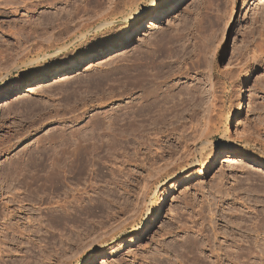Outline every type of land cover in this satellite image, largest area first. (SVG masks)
I'll use <instances>...</instances> for the list:
<instances>
[{"label": "rangeland", "instance_id": "rangeland-1", "mask_svg": "<svg viewBox=\"0 0 264 264\" xmlns=\"http://www.w3.org/2000/svg\"><path fill=\"white\" fill-rule=\"evenodd\" d=\"M72 1L0 13V98L31 86L0 106V264H264V144L234 130L202 175L208 132L242 92L239 117L264 129V0H190L112 49L185 0H100L70 21L91 31L81 46L19 68L15 52L37 57ZM75 145L92 163L64 170Z\"/></svg>", "mask_w": 264, "mask_h": 264}, {"label": "bare ground", "instance_id": "bare-ground-1", "mask_svg": "<svg viewBox=\"0 0 264 264\" xmlns=\"http://www.w3.org/2000/svg\"><path fill=\"white\" fill-rule=\"evenodd\" d=\"M63 1H65L66 3H68V4H73L74 2L72 1V0H0V4L2 3H4V5H5V7H1L2 6V4H1V6H0V8H2L3 9V11H0V13H2V14H4V13H7V14H10V12L12 11L11 9H14V10H17V8L18 7H16L15 6V4H18L19 5V3H21V4H25L26 6H24L23 5V7H31V6H33V7H38L39 5H50V6H52V5H57V3H61V2H63ZM84 1H86V3H83ZM83 2H82V4H76V6L75 5H72V7L70 8V9H66V10H64V13H65V11H66V14H64L63 13V15L62 16H60L59 17V15H57V16H54V18H52V19H50L49 20V24L52 26H54V24L53 23H56L55 21H58V23H56L57 24V26L60 28L59 30H58V33L56 34L57 35V37L56 36H52V35H49L48 33V35L50 36L48 39H47V41H46V44H45V46H44V48H42V50L41 51H39L40 50V46H41V44H40V46H39V49H38V52H35L36 53V55H37V57H35V58H31V57H29V55L32 53V51L33 50H30L29 48V45L28 46H23V48L24 49H22V47L20 48L19 47V49H20V51H18L17 50V52H15L16 54H15V56H18L17 58H15V56L13 57V59H15L16 61L17 60H20L21 61V63L22 64H19L18 66H19V68H20V66L21 65H25V66H29L30 65V63H33V62H36V63H40V61H42V60H46L47 59V57L49 58H55V57H58V55L60 54V53H64L66 50H69L68 48L70 47V46H77V45H80L81 46V44H82V42L84 41V39L86 38V37H88L87 36V33L89 32H83L82 30H83V27L81 26L80 28H78L79 30L78 31H76V32H73V30L72 31H70V27L71 26H73V24L71 23L70 24V21H72L73 22V18L76 16L75 14H77L78 12L80 13V12H86L88 9H90L91 7H101L100 5L102 4H100V0H84ZM94 2H96V3H94ZM188 2V4L190 3V0H185L184 2H178L176 5H173V6H167L166 8H164V9H162V10H160V11H158V12H154L153 14H151L150 15V17L149 18H143V19H141V20H138L137 22H136V24L135 25H133V29L131 30V31H129L128 33H127V35L125 36V38H123L124 40H122L121 42H118L117 44H115L114 46H112V47H110V48H107V49H112V48H114V47H116L117 45H119V44H122V43H125V42H129V41H131L132 39H133V37L134 36H136V34L137 33H139L140 31H141V29L144 27V26H146V25H148V24H153V23H155L156 21H158L159 19H161V18H163L164 16H166V15H169V14H171L172 12H174V11H177V10H181L183 7H185V3H187ZM187 4V5H188ZM11 5H14L12 8H11ZM17 5V6H18ZM91 5V6H90ZM103 5V4H102ZM10 7V8H6V7ZM2 9H0V10H2ZM8 9H10V11H6V10H8ZM27 9V8H26ZM33 9V8H32ZM107 9V8H106ZM30 11V9L28 8L27 9V11ZM94 10V9H93ZM93 10H91V12L93 11ZM32 11V10H31ZM13 13L15 12V11H12ZM88 12V11H87ZM90 12V13H91ZM113 12V11H112ZM109 14H110V12H108ZM28 14V13H27ZM87 14V13H86ZM92 14V13H91ZM15 15V14H14ZM23 15V14H22ZM65 15H67L66 16V18H65ZM74 15V16H73ZM81 15V14H80ZM107 15V14H106ZM79 16V15H78ZM103 16V15H102ZM105 16V15H104ZM24 18H26V17H24ZM92 18V17H91ZM99 18V17H98ZM23 19V18H22ZM29 19V18H28ZM75 20V19H74ZM36 21V20H35ZM40 21V20H39ZM48 21V20H47ZM46 21V22H47ZM3 22V21H2ZM24 22V21H23ZM26 22V21H25ZM41 22H43V21H41ZM94 23H95V21H93ZM1 23V22H0ZM9 23V25H10V27H11V24H16V22L15 21H10V22H8ZM3 24V23H2ZM2 24H0V25H2ZM24 24V23H23ZM23 24L20 26V23L19 24H17V25H19V27H22L21 29H20V32H21V30H23V29H25V28H27L28 26L26 25V23H25V25L27 26H25V27H23ZM29 24V23H28ZM33 24H34V22H33ZM36 24H38V23H36ZM71 26H70V25ZM75 24V23H74ZM77 24V23H76ZM91 24V23H90ZM8 25V26H9ZM15 26V27H13V28H16V27H18V26ZM29 25H31V24H29ZM45 26L44 27H46V29L48 28L47 26H46V24H44ZM48 25V24H47ZM49 25V27H51ZM110 25V23L109 22H105L103 25L101 24L100 26H96V28H97V30H101V29H105L107 26H109ZM14 26V25H13ZM38 26H40V24L38 25ZM76 26V25H75ZM79 26V25H78ZM34 27H36V26H34ZM34 27H32L31 26V28L30 29H28V30H26V31H24V35H23V33H20V34H22V35H20L19 34V36H21L22 38H25V39H28V37H29V35L32 33V34H34V32L36 31V28H34ZM55 27H56V25H55ZM4 29V28H3ZM8 29V28H7ZM19 29V28H18ZM39 29V28H38ZM86 29V28H85ZM84 29V31H86ZM95 29V28H94ZM10 30V29H9ZM9 30H8V32H9ZM40 30V29H39ZM48 30V29H47ZM93 30V29H92ZM2 31H4V30H2ZM7 32V31H6ZM17 32H18V30H17ZM37 32V31H36ZM45 32V31H44ZM48 32V31H47ZM70 32L72 33L73 32V34H70ZM91 32V31H90ZM90 32H89V34H90ZM10 33V32H9ZM41 33H43L42 31H41ZM51 33V32H50ZM53 33V32H52ZM46 34V33H45ZM36 35H39V34H36ZM48 35H47V37H48ZM55 35V34H54ZM90 35H92V34H90ZM2 36V35H1ZM1 36H0V39H1ZM31 36V35H30ZM20 37V38H21ZM33 37V36H32ZM38 37H40V36H38ZM45 36L43 35V38H44ZM2 38H4V37H2ZM18 39L20 42L22 41V39ZM5 39V38H4ZM25 39H23V40H25ZM31 39V38H30ZM41 40H43L42 38H40ZM1 40H3V39H1ZM6 40V39H5ZM9 40V39H8ZM88 40V39H87ZM7 41V40H6ZM5 41V42H6ZM18 41V42H19ZM40 41V40H39ZM5 42H3L4 43V45L6 46L7 44H5ZM85 42V41H84ZM14 43V42H13ZM12 42H11V44H13ZM17 43V42H16ZM28 43V42H27ZM43 43V42H42ZM2 44V43H1ZM10 44V45H11ZM19 44V43H18ZM21 44H22V42H21ZM33 44V43H32ZM85 44V43H84ZM3 45V44H2ZM2 45H0V47L2 46ZM10 45H8V46H10ZM14 45V44H13ZM31 45V44H30ZM35 45V44H34ZM33 45V46H34ZM37 45V44H36ZM35 45V46H36ZM43 45H44V43H43ZM34 46V47H35ZM3 47V46H2ZM14 47V46H13ZM29 47V48H28ZM43 47V46H42ZM11 48H12V45L10 46V49L9 50H11ZM2 49H7V48H5V47H3ZM13 49V48H12ZM33 49V48H32ZM35 49V48H34ZM30 50V51H29ZM3 51V50H2ZM8 51V50H7ZM7 51H5V52H7ZM12 51V50H11ZM70 51H71V49H70ZM99 50H96L95 52H92L91 54H88V55H86V56H84L83 55V57H81V58H79V61L78 62H84V61H86L87 59H89L90 57H92V55H94V54H96L97 52H98ZM4 52V53H5ZM14 52V51H13ZM44 52V53H43ZM4 53H2V54H4ZM8 53H9V51L6 53L7 55H8ZM67 53V52H66ZM11 54H12V52H11ZM10 54V55H11ZM14 54V53H13ZM65 54V53H64ZM0 56H3V55H1V52H0ZM9 56V55H8ZM8 56H6V57H8ZM12 56V55H11ZM11 56H9V57H11ZM5 57V56H4ZM8 57V58H9ZM1 58V57H0ZM12 59V58H11ZM11 59H10V61H11ZM2 61H3V57H2V59H1ZM6 60L7 61H9L7 58H6ZM43 62V61H42ZM10 63V62H9ZM9 63L7 64L6 62L5 63H3L4 65L5 64H7V67H8V65H9ZM12 63V62H11ZM14 63V65H15V63L16 62H13ZM12 63V64H13ZM17 63H18V61H17ZM35 63V64H36ZM17 65V64H16ZM92 65H94V64H90L89 66H87V68L85 69V70H87V69H89ZM32 66V65H31ZM9 67H11V64H10V66ZM2 67H0V69H1ZM5 68H6V65H5ZM14 68V67H13ZM12 68V69H13ZM6 69H8V68H6ZM11 69V70H12ZM56 69V68H55ZM64 67L63 68H58V69H56V72H46L45 74H44V77H46V76H48V75H52V74H54V73H60L61 71H64ZM1 70H4V69H1ZM0 70V71H1ZM6 71V70H5ZM82 73V72H81ZM80 73V74H81ZM78 75V74H77ZM247 75H248V72H246V73H244V75H243V77H242V84L243 85H245V84H247ZM1 76V75H0ZM75 76V75H74ZM68 77H70V76H68ZM66 78V77H65ZM30 82V81H29ZM29 82H28V84H27V86H24V88H18L14 93H13V96H11V97H16L15 99H11V97H9V98H5V97H8V96H6L5 94L3 95V97H1L0 98V101H7V100H9V99H11V100H9V102H3L0 106H3V105H7L8 103H11L12 101H15L16 99H19L20 97H22L23 95L21 94V93H23V92H25L26 90H24V89H29L28 87H31L30 85H29ZM26 87V88H25ZM30 90H32V89H30ZM241 97H242V99L240 100V102L238 103V104H231L230 105V107L223 113V115H221L220 116V118L218 119V122L214 125V127L211 129L210 128V130H209V134H210V138H211V146H212V148H211V150L210 151H207L206 153H205V166H204V171L202 172V175L204 174V172H207V171H211V170H213L214 169V166L216 165V163L218 162V161H221L222 159H224L225 158V156H226V153H227V151H229L230 149H232V147L237 143L236 142V140H237V137L236 136H233L232 135V133H234L235 131L234 130H236V132H240L242 135H243V138L246 140V141H248V142H251V143H259V142H261V143H263L264 144V129H261V128H259L258 126H255V125H253V124H251L249 121H247V120H243V119H241L240 117H239V112L243 109V107H244V102H245V93H243L242 92V94H241ZM2 99H4V100H2ZM222 114V113H221ZM244 140V141H245ZM80 143V142H79ZM67 144V143H66ZM87 144V143H86ZM103 145V144H102ZM66 148H67V145H66ZM88 148H89V146H88ZM94 148V147H93ZM100 149H101V146L99 147ZM86 150H89V149H87V148H85ZM92 149V147L90 148V150ZM96 149V148H95ZM83 150V149H82ZM96 151V150H95ZM84 152L85 153H83L82 154V151L80 152V147L79 146H77V145H75V147H74V151H73V158L71 159V161H70V157L71 156H69V158L68 157H66L65 159L68 161V162H66L65 164H64V170H70L71 168H70V166H72L73 164H75L76 163V165H78V164H89V165H91L90 163H92V160H91V162H89V160H90V158L92 157H87V154L90 152V151H85L84 150ZM92 152H94V150L92 151ZM92 152H91V154H92ZM94 154H95V152H94ZM89 155V154H88ZM69 163H70V166H69ZM72 164V165H71ZM93 165V164H92ZM66 166H67V168H66ZM73 166H75V165H73ZM80 166V165H79ZM86 166V165H85ZM84 166V167H85ZM185 165H184V163H179L178 165H177V167L176 168H182V167H184ZM66 168V169H65ZM83 170L85 169V168H82ZM81 169V170H82ZM82 170V171H83ZM178 170V169H177ZM80 171V170H79ZM81 171V173H83ZM78 172V171H77ZM81 173H80V175H81ZM77 175V174H76ZM73 176V175H72ZM75 176V175H74ZM79 176V172H78V175L77 176H75V177H73L74 179L76 178V181H78L79 180V178H81V177H79V178H77ZM149 188V187H148ZM150 189V188H149ZM163 199H164V197H163ZM160 203V205H162L163 204V201H161V202H159ZM160 214V213H159ZM159 214H157L154 218H153V221L151 222V224H148L146 227H145V229L142 231L141 230V232L139 233V235H138V238H142V236L143 235H145L146 233H150L153 229H155L156 228V226H157V221H158V219H159ZM153 217V216H152ZM138 220H136V219H133V223H135L136 224V222H137ZM137 226V225H136ZM102 259V258H101ZM104 259V258H103ZM106 261V260H105ZM104 263V260L101 262V264H103ZM90 264H99V260H96V259H94Z\"/></svg>", "mask_w": 264, "mask_h": 264}]
</instances>
